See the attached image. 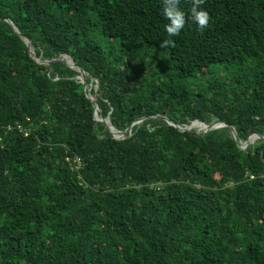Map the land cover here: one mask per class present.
Segmentation results:
<instances>
[{
  "label": "trees",
  "instance_id": "16d2710c",
  "mask_svg": "<svg viewBox=\"0 0 264 264\" xmlns=\"http://www.w3.org/2000/svg\"><path fill=\"white\" fill-rule=\"evenodd\" d=\"M203 7L0 0V264H264V0Z\"/></svg>",
  "mask_w": 264,
  "mask_h": 264
},
{
  "label": "clouds",
  "instance_id": "9594fccd",
  "mask_svg": "<svg viewBox=\"0 0 264 264\" xmlns=\"http://www.w3.org/2000/svg\"><path fill=\"white\" fill-rule=\"evenodd\" d=\"M204 3L205 0H191V7L186 12L181 7V0H162L163 16L168 21L164 29L168 38L161 42L162 47L173 45L172 37L179 36L189 22L194 24L199 31L208 27L210 15L203 7ZM196 127H200V125Z\"/></svg>",
  "mask_w": 264,
  "mask_h": 264
},
{
  "label": "water",
  "instance_id": "95a60500",
  "mask_svg": "<svg viewBox=\"0 0 264 264\" xmlns=\"http://www.w3.org/2000/svg\"><path fill=\"white\" fill-rule=\"evenodd\" d=\"M10 24L11 26L13 27V29L20 34V36L25 40L28 48H29V51H30V54L33 58H35V54H34V50H33V46L31 45V42L28 38H26L23 34H21L18 30V28L13 24V22L10 20V19H6ZM66 58L69 59V61L66 60ZM60 59H63V60H66V63L69 64V66H71L73 69L75 70H78L80 75L78 76V79L80 80V82L84 85V88L87 89V96L92 100L94 101V98L89 94V91H90V88H89V84L86 83V80H85V77L88 75L86 73V71H84L81 67L75 65V63L73 62L72 58L68 55H63L60 57ZM90 85H92V81L90 82ZM97 110H99V107L97 105H95V118L97 120H101L103 121L106 126L110 129V131H112V133L117 137V138H124L126 136L127 133L130 132L131 130V127H132V124L127 128L125 129L124 131H119L117 129H115L113 127V125L111 124L110 120L108 118H98L97 117ZM156 118H162L164 120H166L168 123H171V124H174L172 123L167 117L163 116V115H157L155 116ZM143 119V118H142ZM142 119H140L139 121H141ZM175 127H178L180 130H190L192 129V127L196 126V125H202L203 128L205 129H210V128H217V127H220V126H223L225 125V123H219V122H215V123H212V124H205L203 122H200V121H194L192 122L188 127H179L177 124H174ZM232 132H233V136L236 137L237 134H236V131L234 130V128L232 127ZM258 137H262L264 138V136L262 135H259V134H254L252 136H250L247 141H246V144L243 145L242 147L254 142L255 138H258ZM254 139V140H253Z\"/></svg>",
  "mask_w": 264,
  "mask_h": 264
},
{
  "label": "built area",
  "instance_id": "2783aa9c",
  "mask_svg": "<svg viewBox=\"0 0 264 264\" xmlns=\"http://www.w3.org/2000/svg\"><path fill=\"white\" fill-rule=\"evenodd\" d=\"M30 126V125H29ZM29 126H26V125H24V124H22V123H17L16 124V128L19 130V131H21V132H24L25 134H27V132H29ZM12 127L11 126H7V129L9 130V129H11ZM76 161H77V163H79L80 162V159L77 157L76 159H75Z\"/></svg>",
  "mask_w": 264,
  "mask_h": 264
},
{
  "label": "rangeland",
  "instance_id": "374dc122",
  "mask_svg": "<svg viewBox=\"0 0 264 264\" xmlns=\"http://www.w3.org/2000/svg\"><path fill=\"white\" fill-rule=\"evenodd\" d=\"M97 87V85L95 86V88ZM254 140V139H253Z\"/></svg>",
  "mask_w": 264,
  "mask_h": 264
},
{
  "label": "bare ground",
  "instance_id": "6f19581e",
  "mask_svg": "<svg viewBox=\"0 0 264 264\" xmlns=\"http://www.w3.org/2000/svg\"><path fill=\"white\" fill-rule=\"evenodd\" d=\"M201 127H202V125H201Z\"/></svg>",
  "mask_w": 264,
  "mask_h": 264
}]
</instances>
